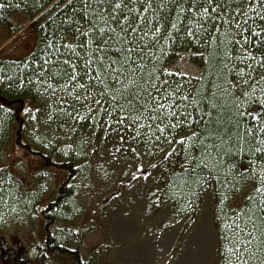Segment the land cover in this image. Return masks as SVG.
<instances>
[{
  "label": "trees",
  "instance_id": "trees-1",
  "mask_svg": "<svg viewBox=\"0 0 264 264\" xmlns=\"http://www.w3.org/2000/svg\"><path fill=\"white\" fill-rule=\"evenodd\" d=\"M159 2L156 0L157 5ZM217 3L222 5L223 10L217 8L215 14L209 15H203L202 9L200 15L195 10L180 11V8H193L192 0H168L167 7L157 9L154 5L147 13L139 3L135 5V12L144 13L150 20L155 18L154 23L159 21L157 26L161 31H150L141 42L142 59H137V65L143 66L141 75L149 83L146 86L141 84V98L136 100L134 107L144 103L148 107L139 109L143 116L138 125H132L131 116L123 124L117 122L128 115L125 99L114 91L102 95L105 85L94 79L96 67H85L94 46L85 43L83 48L79 47L81 41H86L88 37L76 32L84 21L73 13L75 0L71 7L68 0H0V27L9 33L18 32L21 25L15 16L21 14L27 22H31L28 27L36 36L34 50L28 56L11 58L8 52L0 50V164L6 148L15 139L14 142L22 145V149L28 151L26 153L35 156L41 166L66 174L57 185L53 200L48 202L49 207L40 208L46 225L54 220L58 203L73 194V181L81 173L80 162L58 158L55 153L49 154L22 140L23 114L39 112L42 107L39 92L53 87L59 89L65 103L69 104L63 113L55 112V124L74 123L75 112L85 116L82 123L95 128L99 124L107 126L109 120L115 121L116 126H112L117 127L116 131H112V136L117 137L115 140L128 138L131 153L137 160L148 152L151 167L179 155L169 179L166 199L183 208L182 205L195 201L211 185L222 204V213L226 216H222L226 219L224 221L236 220L241 227L255 233L254 245H258L259 239H264V192L239 214L228 215L229 210H236L232 201L234 193H238L241 164L249 159L264 161V151H261L264 149V101L257 102L258 117L255 119L247 108L241 106L233 91L239 84H250L247 79L254 65L259 64L256 62L253 65V62L256 57L264 58V6L260 5L238 19L233 17L234 12L247 9L251 0H217ZM204 7L208 5L203 4ZM144 15L137 17L141 23ZM102 26V23L98 25ZM86 27L84 24L80 31L83 32ZM246 51L251 52L253 57H247ZM182 52L193 54L192 63L201 69L199 77L169 70ZM95 55L99 57L100 54L96 52ZM78 56L82 58L79 61ZM65 60L72 66L79 64L88 73L87 77L79 81L66 77ZM104 63L107 65L108 61ZM49 65H52L51 68ZM77 82L86 88L89 83L94 87L90 90L78 88ZM107 83L111 84V78ZM153 86L159 90V95ZM145 89L154 100L163 103L160 98L164 97L167 101L160 112L164 120L160 127L176 124L185 117L189 122L177 128L169 127L164 133L157 132L155 125L160 123L159 120L153 122L147 119L152 104L144 95ZM78 94L80 100L76 98ZM114 95L119 105L125 106V111H118ZM96 101H99V106ZM196 137L200 138L199 144L190 148ZM181 139L182 142H179ZM14 196L8 187L0 185V205L6 206L4 210L15 206L24 208L23 202ZM30 200L36 204L35 207L39 205L36 198ZM48 226L44 245L40 244L37 249L40 261L45 263L44 259L54 255L63 258L62 261L54 260L56 264H87L78 250L57 245ZM259 245L255 248L257 253H264V240Z\"/></svg>",
  "mask_w": 264,
  "mask_h": 264
},
{
  "label": "rangeland",
  "instance_id": "rangeland-1",
  "mask_svg": "<svg viewBox=\"0 0 264 264\" xmlns=\"http://www.w3.org/2000/svg\"><path fill=\"white\" fill-rule=\"evenodd\" d=\"M260 5L264 6L263 0H251L247 9L234 12L233 17L241 19ZM15 18L21 25L18 32L0 27V50L20 58L34 50L36 36L28 27L30 21L21 14ZM246 55L253 57L251 52ZM192 56L191 52L180 53L169 70L199 77L201 69L192 63ZM253 65L247 79L250 84H239L233 91L256 119L257 102L264 101V58L256 57ZM39 97L40 111L23 114L22 140L58 158L80 162L81 173L73 181V194L58 203L48 226L40 208L53 200L66 174L47 170L12 139L0 164V185L8 187L24 208L4 210L6 206L0 205V244L6 241L9 248L32 255L31 250L43 244L48 226L57 245L78 250L87 264H264V253L255 249L264 239L254 245L255 233L236 220L224 221L222 204L211 185L183 208L166 199L179 155L151 167L148 152L137 160L128 138L115 140L112 131L117 127L112 126L117 122L109 120L107 126L95 128L82 123L85 116L75 112L74 123L55 124V112L63 113L69 104L53 87L39 92ZM237 191L232 201L236 210L228 211L231 217L263 194V160L249 159L241 164ZM31 198L39 205L35 207ZM56 259L63 260L54 255L44 260L56 264Z\"/></svg>",
  "mask_w": 264,
  "mask_h": 264
},
{
  "label": "snow or ice",
  "instance_id": "snow-or-ice-1",
  "mask_svg": "<svg viewBox=\"0 0 264 264\" xmlns=\"http://www.w3.org/2000/svg\"><path fill=\"white\" fill-rule=\"evenodd\" d=\"M75 3L76 7L73 8V13L87 25L83 32H81L80 29L84 27V24H80L76 29L79 35L88 37L86 41H81L79 47L83 48L85 43L89 46H94V52L91 56L87 57L85 67H96L97 71L94 75V79L99 81L100 84L105 85L101 93L102 95L108 91H114L118 92L120 96L125 99L127 110H129L128 115L124 120L118 119L117 122L123 124L125 120L131 116V124L138 125L143 116V114L139 112V109H146L148 104L144 103L136 107H134V105L136 100L141 98L139 91L141 84L146 86L149 83V81L144 80L141 75L143 66L137 65V59H142L141 42L149 35L150 31H161L157 26L159 21L154 23L153 20L155 18L150 20L144 13L152 10L154 5H156L157 9L167 7L168 0H160L158 5L156 4V0H75ZM137 3H139L141 8H144V13L135 12L134 9ZM192 3L194 6L193 8H180V11L191 12L195 10L197 15H200L202 9L203 15H209L210 13L215 14L217 8L223 10L222 5L217 3V0H192ZM72 4L73 0H68V6L71 7ZM203 4H207L208 7L202 8ZM213 4L216 5L215 8L212 7ZM139 15H144L142 23L137 18ZM101 23L103 26L98 27ZM172 26L175 27V25ZM190 34H194V32H190ZM65 47H70V45H65ZM96 52L100 54L99 57L95 55ZM77 59L79 61L82 58L78 56ZM105 60L108 61L107 65L104 63ZM45 63L47 64L49 62L45 61ZM64 64L67 68L65 76L69 79L79 81L87 77L88 73L84 71V68H81L79 64L72 66L69 64L68 60H65ZM114 65H119V67H114ZM51 66L52 65H49L50 68ZM77 73H82V75H78ZM101 77H103V79H101ZM109 78H111V84L107 83ZM76 87L86 88L84 84L79 82H77ZM93 87L94 86L89 83L86 90H90ZM129 89H132V91H129ZM154 90H156L157 95H159V90L155 89V87ZM144 95L148 97V100L151 101L152 104V110L147 119L153 122L159 120L160 122L155 125V130L157 132L164 133L168 131L169 127L177 128L180 127L182 123L189 122L185 117L176 124L160 127V125L164 124L160 112L164 110L167 101H165L164 97L160 98L161 101H164L163 103L154 100L146 89ZM128 96H131L130 100ZM76 98L80 100L81 96L78 94ZM113 100L119 105V101L116 100L115 95L113 96ZM96 103L97 106H99V101H96ZM172 107L175 108V105L173 104ZM125 110L126 108L124 105H119L118 111ZM108 115L112 116L113 113H108ZM137 135H140V133L137 132ZM179 142H182V139ZM199 142L200 138L196 137L193 145H190V148L195 147ZM200 146L202 147V145ZM261 151H264V149ZM185 159H188V157H185ZM193 162L195 163V160H193Z\"/></svg>",
  "mask_w": 264,
  "mask_h": 264
},
{
  "label": "flooded vegetation",
  "instance_id": "flooded-vegetation-1",
  "mask_svg": "<svg viewBox=\"0 0 264 264\" xmlns=\"http://www.w3.org/2000/svg\"><path fill=\"white\" fill-rule=\"evenodd\" d=\"M31 251L32 255L30 251L25 252L24 249L9 248L7 242L4 241L0 244V264H46L38 259L37 249Z\"/></svg>",
  "mask_w": 264,
  "mask_h": 264
}]
</instances>
